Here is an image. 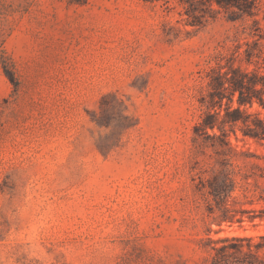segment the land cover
I'll return each mask as SVG.
<instances>
[{"label": "rangeland", "instance_id": "rangeland-1", "mask_svg": "<svg viewBox=\"0 0 264 264\" xmlns=\"http://www.w3.org/2000/svg\"><path fill=\"white\" fill-rule=\"evenodd\" d=\"M216 2L0 0V264H210L264 235V140L226 127L249 155L221 223L192 142L218 65L264 77V0Z\"/></svg>", "mask_w": 264, "mask_h": 264}, {"label": "trees", "instance_id": "trees-1", "mask_svg": "<svg viewBox=\"0 0 264 264\" xmlns=\"http://www.w3.org/2000/svg\"><path fill=\"white\" fill-rule=\"evenodd\" d=\"M215 1L223 7L221 2ZM225 4L235 5L231 1ZM260 54L262 50L251 54V57ZM207 86L209 90L206 95L199 99L202 114L200 121L194 126L192 142L197 152L200 147L211 149L212 153L208 156L211 176L202 185L221 212L219 223L232 222L235 215L226 206V201L234 192L235 176L239 168L233 159L249 154L229 142L226 127L233 134V128H244V136L258 141L264 140V117L261 118L259 113H250L246 109L251 108L254 103L264 107V77L256 71L246 72L218 65ZM256 238L224 237L216 240L215 243L219 246L213 248L210 264H264V235Z\"/></svg>", "mask_w": 264, "mask_h": 264}]
</instances>
